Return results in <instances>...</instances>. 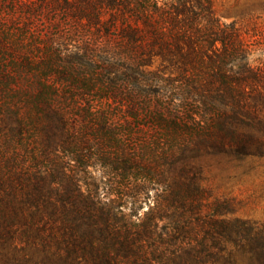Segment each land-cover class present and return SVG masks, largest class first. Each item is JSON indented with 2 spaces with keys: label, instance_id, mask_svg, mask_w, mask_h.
<instances>
[{
  "label": "trees",
  "instance_id": "16d2710c",
  "mask_svg": "<svg viewBox=\"0 0 264 264\" xmlns=\"http://www.w3.org/2000/svg\"><path fill=\"white\" fill-rule=\"evenodd\" d=\"M252 35L211 0H0L7 138L34 156L0 177V238L28 249L3 264H264V222L196 164L264 152Z\"/></svg>",
  "mask_w": 264,
  "mask_h": 264
},
{
  "label": "rangeland",
  "instance_id": "374dc122",
  "mask_svg": "<svg viewBox=\"0 0 264 264\" xmlns=\"http://www.w3.org/2000/svg\"><path fill=\"white\" fill-rule=\"evenodd\" d=\"M211 1L216 15L223 22L235 21L238 26L250 34L255 33L252 35V39L255 40L254 58L264 59V0ZM3 64L7 62L0 57L1 67ZM23 78L24 80H20L19 83L22 84L31 79ZM11 81L14 83L16 79ZM3 82L0 79V177L9 178L20 172L24 175L31 173L34 156L30 152L32 146L19 143L18 136L13 139L7 138L6 132L13 124H6L4 118L6 112L14 109V104L10 105V102L13 103L12 94L3 91ZM13 87L17 88V84ZM35 111L33 105L23 106L19 110L23 118L31 117V119L36 116ZM262 139L264 141V133ZM196 164L203 179L202 185L210 195L209 201H229L234 209L230 217L264 222V152L243 158L228 154L206 155L201 157ZM148 207L149 203L144 202L140 214H143ZM11 233L12 235L5 237L1 235L0 264L7 260L6 257L18 258V255H23L28 250H24L27 245L22 244L20 238L13 237V230Z\"/></svg>",
  "mask_w": 264,
  "mask_h": 264
}]
</instances>
